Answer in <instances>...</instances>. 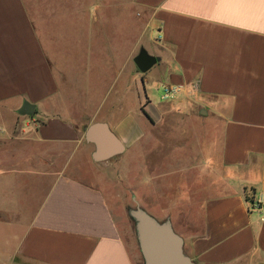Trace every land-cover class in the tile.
Returning a JSON list of instances; mask_svg holds the SVG:
<instances>
[{
	"label": "crops",
	"instance_id": "1",
	"mask_svg": "<svg viewBox=\"0 0 264 264\" xmlns=\"http://www.w3.org/2000/svg\"><path fill=\"white\" fill-rule=\"evenodd\" d=\"M141 49L157 62L126 76ZM161 86L176 90L170 104ZM24 101L34 113L19 117ZM94 123L122 148L104 161L85 138ZM120 171L194 264H264V0H0L2 264H143L103 190ZM182 175L194 184L167 180Z\"/></svg>",
	"mask_w": 264,
	"mask_h": 264
},
{
	"label": "water",
	"instance_id": "2",
	"mask_svg": "<svg viewBox=\"0 0 264 264\" xmlns=\"http://www.w3.org/2000/svg\"><path fill=\"white\" fill-rule=\"evenodd\" d=\"M156 62L157 58L149 55L144 49L133 59L134 65L143 74ZM33 113L34 106L25 101L17 111L20 116H31ZM85 138L96 144L95 161H104L113 156L116 151H113L112 147L122 149L115 134L104 123H94L87 127ZM128 215L134 222L143 264H194L184 253L183 240L168 220L161 223L139 206L128 210Z\"/></svg>",
	"mask_w": 264,
	"mask_h": 264
},
{
	"label": "rangeland",
	"instance_id": "3",
	"mask_svg": "<svg viewBox=\"0 0 264 264\" xmlns=\"http://www.w3.org/2000/svg\"><path fill=\"white\" fill-rule=\"evenodd\" d=\"M95 41H96V39H95ZM59 42L60 43H65L66 42L65 37H61L59 39ZM125 45H126V48H127L126 53H127V56H128L129 55V49L128 48L130 47L129 41H127ZM134 57H133V59H134ZM129 59H130V57H127L126 76L134 74L135 73L134 71L137 69V68H135L136 66L134 65V63L132 61H128ZM165 89H166L165 86H161V88L159 89V98H158L157 102H159L161 104H170L172 102V96L174 94L170 95L167 98H165ZM142 103H143V105H142L143 108L148 105V102L144 99V97L142 98ZM133 105L134 104H133L132 100L129 97H127L126 101H125V111L123 113H118V114L114 115V117L115 118H120V117L122 118L123 116H127L128 110H131L133 108ZM104 116H103V114L99 115V119H101ZM136 116L138 118H142L141 120H142L143 126L144 125H149L148 122L145 120V118L143 116L140 117V114H139V112L137 110V107H136ZM146 116H147V118H149V116L147 114H146ZM19 117H20V115H19ZM178 122L180 123L181 126L173 125V128H172L173 131L171 133V137H173V138L175 137L176 139L181 137V131H182L181 127L188 123V121L187 120L184 121V119L181 120V121H178ZM185 128H189V127L187 125H185ZM143 131L145 133V135H144L145 138H144V140L142 142V148L145 150V154L143 152L142 157H143V161H145L147 166H149V162L151 160V154L149 153L150 132L148 131V129H146V132H145V130H143ZM163 136H159V137H163ZM183 153L185 154L184 156H182V154L180 152L174 153L173 156L171 155L172 159L174 160V162H173L174 164L177 163L176 161H178V163H181V161L182 162L185 161V158L187 156V152L184 151ZM126 160H127V164H128V162H130V157H127ZM182 165L184 166V164H182ZM130 167L132 168V165ZM127 171H128V169H127ZM120 172H121V176L124 175L125 178L122 177V179L118 180L119 181L118 182L119 189H103V190L107 193V196H108L109 201H110L111 204H112V200L113 201L115 200V203H119L120 206H123L124 209H125V212L128 214V210L135 208V205H134L133 200H132V194L128 190V189H132L134 178H132V173L126 174V171H124V172L120 171ZM113 174L109 173V174H105V176H107L108 178H110L112 180L113 178H115ZM180 177L179 178L178 177H174V178L172 177V178H169L167 180H171V181L177 183L180 187H183V188L186 187L187 185L192 186L194 184V182L191 179H186L183 175H182L181 178ZM113 181H114V179H113ZM106 182H108V181H106ZM160 182L161 181L158 182L159 186H160ZM142 189H144V187ZM145 189H148V187H146ZM130 221H131V224H132L133 229H134V222H133V220L131 218H130ZM3 228L4 227H2L1 229H3ZM0 243H2V242L0 241ZM12 246L13 245L11 244L9 246V248L12 247ZM2 250H4L5 252H3ZM2 250H1L2 254L0 255V264L5 262L6 258H7L6 249L3 248Z\"/></svg>",
	"mask_w": 264,
	"mask_h": 264
},
{
	"label": "built area",
	"instance_id": "4",
	"mask_svg": "<svg viewBox=\"0 0 264 264\" xmlns=\"http://www.w3.org/2000/svg\"><path fill=\"white\" fill-rule=\"evenodd\" d=\"M176 90L173 88H166L165 89V98L169 97L170 95L175 94ZM261 204V201L257 200L255 202H253L250 206V210H257L259 209V205Z\"/></svg>",
	"mask_w": 264,
	"mask_h": 264
},
{
	"label": "trees",
	"instance_id": "5",
	"mask_svg": "<svg viewBox=\"0 0 264 264\" xmlns=\"http://www.w3.org/2000/svg\"><path fill=\"white\" fill-rule=\"evenodd\" d=\"M143 113H144V110H143ZM146 115V113H144Z\"/></svg>",
	"mask_w": 264,
	"mask_h": 264
},
{
	"label": "flooded vegetation",
	"instance_id": "6",
	"mask_svg": "<svg viewBox=\"0 0 264 264\" xmlns=\"http://www.w3.org/2000/svg\"><path fill=\"white\" fill-rule=\"evenodd\" d=\"M150 119V118H149Z\"/></svg>",
	"mask_w": 264,
	"mask_h": 264
}]
</instances>
